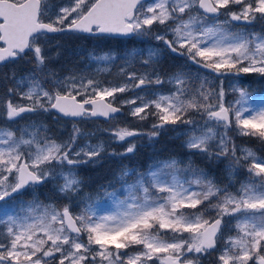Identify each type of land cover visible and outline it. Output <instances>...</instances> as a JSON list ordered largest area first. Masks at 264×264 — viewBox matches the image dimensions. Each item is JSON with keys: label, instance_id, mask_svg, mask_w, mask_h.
<instances>
[{"label": "snow or ice", "instance_id": "1", "mask_svg": "<svg viewBox=\"0 0 264 264\" xmlns=\"http://www.w3.org/2000/svg\"><path fill=\"white\" fill-rule=\"evenodd\" d=\"M231 3L243 5L240 14L230 13L232 20H255L256 13L261 14L264 19V0H153L146 12L142 11V0H69V3L60 7L55 17L47 22L43 17L49 11L48 0H0V62L27 55L28 52L33 54L35 60V71L16 82L17 89L27 84L26 90L20 95L30 103L14 105L9 101L6 106L8 119H14L24 112L50 109L72 117H107L119 111L110 103H105V98L112 97L116 92H124L127 86L101 89L91 79L86 83L83 78L78 81L76 77L60 80L54 72L48 75L55 78L56 85L64 88V91H49L44 86L38 74L43 71L48 58L39 41L50 33L74 31L131 37L145 34L154 23L164 25L173 21L175 26L171 28L172 40H167L161 35L156 36V39L163 40L172 52L182 49L195 63L221 74L222 70L264 74V34L227 32L219 25L209 26L207 17L200 13V10H203L204 14H218L219 9L226 8ZM185 15L187 19L184 18ZM149 55L151 58L154 54ZM197 57L200 59L197 60ZM99 59L107 60L111 57L104 56ZM130 79H138L136 87L146 83H162L159 77L152 81L146 76L137 78L134 73ZM171 82L178 86L184 85L185 74L177 73ZM89 89L91 95H87ZM14 90L9 89V92ZM183 94L184 89L177 87L176 93L170 96L161 95L151 102L159 109V120L162 121L160 125H154V128L163 127L164 124H176L177 121L193 123L191 120H181V116L188 109L196 108L207 116L206 124L212 121L225 130L231 126L234 114L242 134L253 135L264 141V102L257 115L253 116L251 112L257 110L247 107L248 100L243 91L242 101L237 102L240 107L236 108L226 107L222 102L206 103L211 93L203 90L199 91V96L204 103L198 102L195 97L190 100L181 99ZM78 96L83 98L77 99ZM223 96L221 89L218 100L222 101ZM86 106H91L90 112ZM147 107L148 104L136 107L133 115L139 116ZM245 111L249 112L248 117L243 115ZM78 134L79 129L74 128L70 142L58 144L47 138L41 143L36 139V132L31 133L30 139H25L23 135L17 139L12 131L0 130V210L5 212L6 217L0 219V223H4L7 230V242L0 241V264H42V258L53 257L54 252L61 254L59 264H65V261L69 264H82L88 258L84 253L91 251L92 244L99 246L92 259L95 260L96 256H99L101 261H107V264H125L119 250L127 249L131 245H142L144 250L134 256H128L126 264H147L154 256L160 259V264H190L182 259L186 252L203 253L215 248L224 216L236 218L238 235L228 238V246L219 256L222 264H248L254 252L258 253L264 249V159L258 158L251 150H246L243 157L244 160L252 161L247 168L249 180L242 183L235 194L229 193L226 188L216 187L209 180L204 181L206 191H191L184 188L179 181L172 184L162 181L161 170H152L147 174V181L141 174L135 184L128 186L129 191L138 190L143 193L142 197L133 196L134 201L140 202L127 204L125 211L105 216L101 222L94 221L87 211L82 215L73 216L68 206H64L62 210H57L52 205L46 206L43 214L31 222H28L27 218L8 215V209L14 207L9 203L14 194H20L26 186L42 183L55 175L54 169L47 167L53 162H66L68 165L88 162L71 158L72 145ZM134 134L127 130L116 133L120 140ZM157 134L155 131L152 133ZM218 135L209 127L207 132L199 136L191 135L187 147L217 158L231 154L232 165H239L240 158L236 157L235 148L230 150L228 147L226 131L224 135H219V150L210 151L209 141ZM24 147L28 149L27 153ZM100 151L99 148H90L87 151L81 149L75 152V155L83 154L91 159L98 156ZM126 151L131 153L134 147H128ZM163 168L175 170L177 161L167 162ZM5 172L7 175H4ZM13 173L16 176L15 181L7 182L8 175ZM127 175L128 171L122 174ZM61 177L64 181L58 185L61 193L66 194L78 189L80 180L71 171L61 173ZM196 183L200 184L201 181L197 180ZM152 188L167 195L154 198L150 191ZM221 195L222 198H218L217 202L211 205L216 211L212 222L204 219L203 212L187 215L181 210L185 207L196 209L210 197ZM159 230H170L174 238H163ZM83 231L88 233L87 245L72 236V233L80 234ZM183 232H188L192 238H176ZM49 241L51 244L45 247ZM65 245L69 246L67 250ZM110 245L114 246L115 252ZM38 253L40 255H37ZM43 264L48 262L43 261ZM259 264H264V255L259 256Z\"/></svg>", "mask_w": 264, "mask_h": 264}, {"label": "rangeland", "instance_id": "2", "mask_svg": "<svg viewBox=\"0 0 264 264\" xmlns=\"http://www.w3.org/2000/svg\"><path fill=\"white\" fill-rule=\"evenodd\" d=\"M68 3L69 0H48L49 11L43 19L46 22L49 19H53L59 8ZM152 3L153 0H150L143 4L142 11L146 12L147 7ZM242 8L243 5L241 4L231 3L226 8H221L223 11L221 17L216 19L207 18L206 22L209 26L219 25L227 32L243 33L245 35L253 33L264 34V19L261 18V14L259 13H256V19L251 21H245L243 19L233 21L231 19L230 13L235 12L240 14ZM200 13L204 15L202 10H200ZM184 18L187 19V15ZM252 25L257 27H253ZM174 26L173 21H168L164 25L154 23L145 34L138 35L131 42L127 39H120L121 42L114 47H105L104 41L75 45L73 44L75 40L73 33L48 35L39 41L48 59L43 71L38 74V78L44 82V86L49 91H64V88L56 85L55 78L48 75L50 72H54L56 78L60 80L66 77H76L78 81L79 78H83L86 83L88 79H91L101 89L127 86L124 92H116L112 97L105 98L109 103L124 109L123 115L110 121H94L89 115H85L80 121L66 120L57 116L52 109L49 111L37 110L35 112H24L20 116L10 120L7 117L6 107L9 101L14 105H28L30 103L27 99H22L20 95L21 92L26 90L27 84L17 89L16 82L20 78L26 77L35 71V60L33 54L28 52L27 55L30 54L28 58L25 57L27 55H24L22 58L12 61L6 66L4 65L5 67L3 69H1L2 66L0 67V77L2 78L0 79V83H4L5 87L3 93L0 94V130L12 131L15 133L17 139L22 135L25 139H30L31 133L36 132V139L40 140L41 143L47 138L58 144H65L70 142L73 137L74 128L79 129V134L76 135L75 143L72 145L73 155L71 158L74 160L88 161L87 163L75 165H68L66 162L63 164L53 162L52 165L47 166L54 169L55 175L45 180V187L37 188L31 185L27 192L30 198L29 200L25 201L23 198L17 197L9 201L14 207L8 209V215H13L21 219L27 218L28 222H31L34 218L40 217L45 207L49 205L54 206L57 210H62L64 206H68L73 216L82 215L87 211L96 222H101L105 216L122 213L127 209V204L140 202L138 200L134 201L133 196H143V193L138 190L135 192L128 190V186L135 184V182L124 185L121 189L110 191L106 194L104 193L102 197L82 199L77 194L82 182V179L77 173L78 168L98 166L101 163L108 162V160H122L124 156L129 155L126 151L128 147H134L135 149L138 146L141 148L148 147L154 153L155 149L153 147L162 136L167 137L169 140L177 141L185 153L184 155L163 160H158L154 156L150 169L144 175L146 181L148 180L147 174L150 171L161 170V180L169 184L179 181L183 184L184 188L195 192H202L206 191L204 181L209 180L216 187L221 189L226 188L229 193L235 194L240 189L241 184L249 180L247 168L252 161L250 159H243L246 150H251L260 159H264V153L254 146L239 143V140L246 136H254L242 134L240 127L235 122L234 114L232 116V124L227 130L223 127L216 126L212 121H208L206 124L207 116L203 114L202 110L198 111L196 108L188 109L181 116V120H191L193 123L177 121L176 124H164L163 127L159 128L153 127L154 125H160L162 121L159 120V109L151 102L157 100L161 95L170 96L176 93L177 87L184 89V94L181 96V99L190 100L195 97L198 102L204 103L202 97L199 96V91L203 90L211 93L206 103L217 104L222 102L226 107L231 106L232 108L240 107V104L237 102L242 101L241 92L243 91L246 93L248 100L247 107L257 110L251 112L253 116L257 115L258 110L262 106V102H264V95H256V93L250 92L249 87L251 84L246 83L247 78H250L247 74L257 75L259 77H264V74L259 72L243 73L237 72L236 70L231 72L222 70V74L217 73L189 59L184 50L178 49L177 52H172L163 40L156 39L157 35H161L167 40H172L173 33L171 28ZM101 38L109 39L105 37ZM211 42L210 40L209 43ZM182 52L184 54H181ZM150 53L154 54L151 58ZM104 56H109L111 59H99ZM199 59L197 57V60ZM145 61L149 62L145 63ZM28 66L30 68L29 71L24 72ZM181 72L185 74L186 82L184 85L178 86L171 81L174 75ZM133 73L137 78L146 76L152 81H155L159 77L162 83H146L141 88L136 87L135 85L139 81L138 79H130ZM202 84L203 89H201ZM9 89L15 90L10 93ZM221 89L224 92V96L222 101H219L218 94ZM91 94V89H89L87 95ZM82 98V96L77 97V99ZM130 101H135V103H130ZM143 104L149 105V107L145 108L144 113H141L139 116L133 115V110ZM243 115L248 117L249 112L245 111ZM140 116L144 118L141 119ZM209 127L213 128L219 135H224L226 131L229 141L228 147L230 150L233 147L235 148L236 157L240 158L239 165H232L233 158L231 154L227 157L220 156L217 158L216 156H210L207 153H202L196 149H189L187 147V141L191 135L195 134L199 136L207 132ZM120 130H127L135 134L126 136L125 139L120 140L116 135ZM154 131L158 134L152 135ZM219 135L209 141L211 152H217L219 150L217 147ZM262 144L264 145V143ZM90 148L101 149L100 154L91 159L83 154L81 156L75 155V152H79L81 149L87 151ZM27 150L24 147L25 153H27ZM197 159L205 160V167H200L203 164H197ZM172 160L177 161V168L175 170L164 169L163 165ZM69 171L80 180L79 187L76 191L66 194L61 193L58 189V185L64 183L61 173L66 174ZM4 175H7V173L5 172ZM137 176L139 178V175ZM15 179L16 176L13 173V175H8L7 182H14ZM197 180H200L201 183L197 184ZM150 191L153 193L154 198L167 195L166 193L158 192L154 188L150 189ZM218 198H222V195L220 197H210L209 200L198 205L196 209L185 207L181 210L187 215H195L203 212L204 219L212 222L216 217V211L211 205L215 204ZM0 219H6L3 210H0ZM58 226L56 225V227ZM159 231L165 239L172 240L174 238V234L170 230ZM237 235L236 218L233 216H224L215 248L203 253L186 252L182 259L190 262V264H222L219 256L223 253L226 246H228V238ZM72 236L78 239L79 242L85 245L88 244V233L86 231H83V237H78L73 233ZM176 238L190 240L192 237L188 232H183ZM0 241L7 242V230L4 223H0ZM50 244L51 242L49 241L45 247H48ZM68 247V245H65V250ZM109 247L113 252L116 251L113 245ZM90 249V252L84 253L88 258L82 264H107V261L102 262L99 256H96L95 260L92 259L95 252L99 250L98 245L92 244L90 245ZM143 250L142 245H131L127 249H120L119 252L126 264L128 256H134ZM81 251L83 252V250ZM37 255H40V253ZM260 255H264V249L259 250L258 253L254 252L253 258L248 264H259ZM162 256L163 254H161V258ZM60 258L61 254L54 252V256L51 259L43 257L42 264L43 261H47L48 264H59ZM65 264H69V262L65 261ZM147 264H160V259L154 256L153 260L147 261Z\"/></svg>", "mask_w": 264, "mask_h": 264}, {"label": "trees", "instance_id": "3", "mask_svg": "<svg viewBox=\"0 0 264 264\" xmlns=\"http://www.w3.org/2000/svg\"><path fill=\"white\" fill-rule=\"evenodd\" d=\"M252 26L257 27L254 25ZM73 35L75 38L73 44L75 45L86 44L88 42L104 41L105 47H114L121 42V40L117 39L87 38L85 36H81L75 33H73ZM29 55L25 57L28 58ZM4 67H2L1 69H3ZM29 69L30 68L28 66V68H26L24 72H26L27 70L29 71ZM247 75L250 78H247L246 83L251 84L249 87V91L256 93V95H264V77H259L257 75L252 74ZM0 79L2 78L0 77ZM4 90V83L1 82L0 94H2ZM239 143L254 146L264 153V145L262 144L264 143V141L260 140L256 136H246L245 138L240 139ZM153 149H155L154 153L151 152V149L148 147L141 148L138 146L136 149L134 148V151L132 153H129V155L124 156L122 160H108V162L101 163L98 166L93 167L83 165L84 167L78 168V176L82 179L80 186L81 188L79 192H77L78 196L82 197V199L88 197H102L104 193L106 194L110 191L121 189L124 185L136 182V180L138 179L137 175H146L147 171L150 169L151 163L153 162L152 158H154V156L158 160H163L175 156L184 155L185 153V151L182 150V146L179 145L177 141L171 139L169 140L165 136H162L158 139V142L153 147ZM197 160V164H203L200 165V167H205V160ZM125 171H128L129 175L122 176L123 172ZM19 197L23 198L25 201L30 199L27 192L23 193Z\"/></svg>", "mask_w": 264, "mask_h": 264}, {"label": "water", "instance_id": "4", "mask_svg": "<svg viewBox=\"0 0 264 264\" xmlns=\"http://www.w3.org/2000/svg\"><path fill=\"white\" fill-rule=\"evenodd\" d=\"M149 1H150V0H142V4L147 3V2H149ZM202 11H203V10H202ZM221 13H222L221 10H219V13H218V14H205V15H207V16H209V17H218L219 15H221ZM235 21H236V20H235ZM64 33H78V34H81V35H83V36H88V37H111V38H116V39H132V38L135 37V36H131V37H129V36H121V35H108V34H87V33H80V32H74V31H65V32H62V33H50V34H48V35L52 36V35H56V34H64ZM19 58H20V57H17V58H15V59H8V60H6V61H4V62H0V66L6 65V64H8V63H10V62H12V61L18 60ZM141 87H142V85H141L139 88H141ZM105 103H109V102L105 99ZM110 104H111V103H110ZM111 105H112L113 107L117 108L119 111H117V112H115V113H111V114H110L109 116H107V117H105V116H103V115H97V116H91V115H90L91 118L94 119V120L110 121L111 119L120 116L121 113H122V109H121L120 107L116 106V105H113V104H111ZM86 107H87V106H86ZM52 111H53L55 114H57L59 117L64 118V119H66V120L79 121V120H82L83 117H84V116H78V117L65 116L64 114L58 112V111L55 110V109H52ZM90 111H91V110H89V112H90ZM44 183H45V182L43 181L42 183L35 184L34 186L40 187V186H43ZM30 186H31V185L26 186L24 189H22L20 194H22L23 192H25ZM20 194H14L13 197H16V196H18V195H20ZM13 197H12V198H13ZM69 211H70V210H69ZM70 213H71V211H70ZM71 214H72V213H71ZM74 234L77 235V236H79V237H81V236L83 235V232H81L80 234H76V233H74ZM218 234H219V233H218ZM53 256H54V254H53ZM47 258H52V257H47Z\"/></svg>", "mask_w": 264, "mask_h": 264}, {"label": "bare ground", "instance_id": "5", "mask_svg": "<svg viewBox=\"0 0 264 264\" xmlns=\"http://www.w3.org/2000/svg\"><path fill=\"white\" fill-rule=\"evenodd\" d=\"M53 36V35H52Z\"/></svg>", "mask_w": 264, "mask_h": 264}]
</instances>
